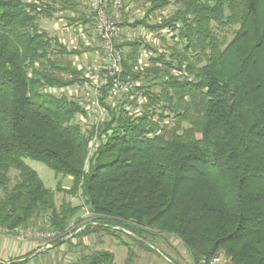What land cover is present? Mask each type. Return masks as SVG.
<instances>
[{"label": "trees", "instance_id": "trees-1", "mask_svg": "<svg viewBox=\"0 0 264 264\" xmlns=\"http://www.w3.org/2000/svg\"><path fill=\"white\" fill-rule=\"evenodd\" d=\"M142 4L131 25L151 34L115 41L131 88L112 96L106 77L97 122L66 94L86 79L68 59L79 51L40 25L59 12L77 23L85 7L93 18L88 0H0V228L52 234L4 264H43L32 259L63 242L72 257L55 264H113L75 240L120 231L175 237L191 264H264V0ZM25 159L77 201L57 203Z\"/></svg>", "mask_w": 264, "mask_h": 264}, {"label": "crops", "instance_id": "crops-1", "mask_svg": "<svg viewBox=\"0 0 264 264\" xmlns=\"http://www.w3.org/2000/svg\"><path fill=\"white\" fill-rule=\"evenodd\" d=\"M122 3V8H110L109 10L110 17L119 26V33L115 41L119 44H124L128 39L148 37L151 33L143 29L142 26L133 27L131 25L136 18L144 13L142 0H122ZM89 14L87 7L79 9V13L76 16L79 18V21L72 23L69 20L73 12L69 15L61 12L55 13L51 17L43 18L42 21L45 23V28L43 25L41 27L49 35L56 36L69 49L79 48L78 45H81L82 48L77 49L79 54H74L73 60L77 63L79 61L84 67L89 68L92 76L100 77L99 73L104 67V60L99 47V40L94 32L93 18ZM126 50V46L121 47V51ZM87 74L89 75L90 73L87 72ZM41 244L43 243L34 239H18L15 236L0 233V261L7 263L14 257L23 256L30 251H34L28 257L31 258L32 255L41 251V248H39Z\"/></svg>", "mask_w": 264, "mask_h": 264}, {"label": "rangeland", "instance_id": "rangeland-1", "mask_svg": "<svg viewBox=\"0 0 264 264\" xmlns=\"http://www.w3.org/2000/svg\"><path fill=\"white\" fill-rule=\"evenodd\" d=\"M167 9L171 10V6H168ZM54 19L56 18L54 17ZM40 25H43L45 28V23L43 21H40ZM78 46L79 48L77 47L76 49L82 48L81 45ZM68 59L72 60L74 65L83 67L86 73L90 70L89 68L84 67L81 62L78 61L77 63L76 61H74L73 55H69ZM60 90L63 91V89ZM60 90H57L56 93ZM66 91V94L69 96H71V94L73 93V91L69 89ZM79 94L80 92L77 93L76 96L72 97L79 100ZM25 162L38 173L46 187L54 189L57 203H59L63 198H65L66 200L71 199L73 203L77 201V199L66 196L62 192L55 190L58 179L48 167L40 162L30 159H25ZM61 184L63 187H68L69 180L63 179L61 181ZM145 236L147 238L146 240L138 238L140 241H144L145 244H140L137 241L133 240L129 235L125 234L124 231H120L114 236L107 233H99L98 235L95 234V236L93 237L87 236L84 239H76L75 241L83 242L87 244L86 246L90 247L91 249H105L111 251L114 254L113 264H123V261L128 256V251L132 253L131 264H191L185 248L175 237H172L170 235L158 236L151 233L149 236ZM71 249L72 248L69 247L68 243L63 242L60 247L47 250L45 253L37 254L36 258L32 259V262L43 264L59 263L63 253H65L63 257L70 258L71 255L69 254L70 252L68 253V251ZM83 250L85 251L86 249ZM218 257L220 261H217L214 264H228L226 261H224L222 254H219Z\"/></svg>", "mask_w": 264, "mask_h": 264}, {"label": "built area", "instance_id": "built-area-1", "mask_svg": "<svg viewBox=\"0 0 264 264\" xmlns=\"http://www.w3.org/2000/svg\"><path fill=\"white\" fill-rule=\"evenodd\" d=\"M89 7L93 13V27L96 37L99 40V47L104 60V76L96 77L84 74L86 78L81 85L67 87L71 90V96H76L80 92L79 101L84 108L92 114L95 121L99 122L106 117V110L102 107L99 99L100 89L106 77L112 78L109 92L112 96H118L131 88V83L122 81L119 75L122 72V53L115 46V39L119 33V26L111 17L108 16L109 7L114 9L121 7V0H88ZM98 143L93 137L89 141L90 152H93ZM85 213H88L87 211ZM3 229L0 228V233ZM18 239H34L42 241L43 247H49L48 240L52 237L51 233L32 230L29 228L21 229L15 235ZM219 261V257L211 259L209 264ZM0 264H4L0 261Z\"/></svg>", "mask_w": 264, "mask_h": 264}]
</instances>
